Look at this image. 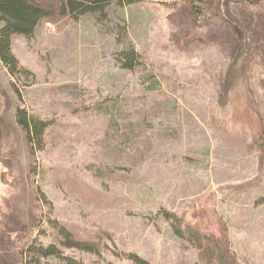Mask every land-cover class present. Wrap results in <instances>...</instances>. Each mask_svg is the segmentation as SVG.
Segmentation results:
<instances>
[{
	"label": "rangeland",
	"instance_id": "rangeland-1",
	"mask_svg": "<svg viewBox=\"0 0 264 264\" xmlns=\"http://www.w3.org/2000/svg\"><path fill=\"white\" fill-rule=\"evenodd\" d=\"M16 52L21 78L0 58V264L63 245L62 227L100 249L64 246L88 264H264V0H129L49 19ZM22 108L53 122L45 150Z\"/></svg>",
	"mask_w": 264,
	"mask_h": 264
},
{
	"label": "trees",
	"instance_id": "trees-1",
	"mask_svg": "<svg viewBox=\"0 0 264 264\" xmlns=\"http://www.w3.org/2000/svg\"><path fill=\"white\" fill-rule=\"evenodd\" d=\"M130 1L133 3V0ZM128 2L129 0H0V58L15 77L21 78L27 70L16 52L18 36L34 38L47 20L59 17L81 19L93 14L106 21L115 4H127ZM253 34L255 35V32H252ZM242 46V58L246 63L255 61L261 55L254 48L246 51V45ZM124 56L126 65L130 69H134L141 59V54L135 50L126 52ZM27 73L35 75L32 71ZM19 119L29 133L34 151L45 150L53 122L33 114L27 108L19 111ZM62 228L63 245L56 243L46 245L40 240L31 242L23 252L25 264H88L84 260L68 255L65 247L93 253L100 252V249L96 248L93 243L77 238L67 227ZM134 258L140 264H151L140 255H135Z\"/></svg>",
	"mask_w": 264,
	"mask_h": 264
}]
</instances>
